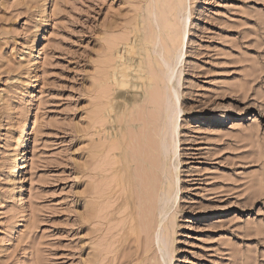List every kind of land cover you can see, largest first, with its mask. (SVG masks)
Returning a JSON list of instances; mask_svg holds the SVG:
<instances>
[{
    "label": "rangeland",
    "instance_id": "obj_1",
    "mask_svg": "<svg viewBox=\"0 0 264 264\" xmlns=\"http://www.w3.org/2000/svg\"><path fill=\"white\" fill-rule=\"evenodd\" d=\"M153 4L0 0V264H264V0H185L171 89Z\"/></svg>",
    "mask_w": 264,
    "mask_h": 264
},
{
    "label": "bare ground",
    "instance_id": "obj_2",
    "mask_svg": "<svg viewBox=\"0 0 264 264\" xmlns=\"http://www.w3.org/2000/svg\"><path fill=\"white\" fill-rule=\"evenodd\" d=\"M184 3H185V0H154V4L151 5V9L149 12L151 17L152 16L153 17L152 18L150 17L149 21H150V24L152 25L151 19H153L155 26L150 25L149 29H146L147 27H145V28L142 27L141 29H139L137 27L138 29H136L134 34H133V40L129 41L128 37L124 38V40H125L124 48L126 49L127 54L130 55L129 59L132 60L131 69L133 70V72H132L133 76L136 78L137 81H139L140 84L147 86V84L151 80H154L155 83L156 82L160 83L162 78H160L158 73H155V69H156V71L161 70L162 72L165 73L166 78H165L164 83L166 84V86H169L170 89H171V87H175L173 84H171V83L169 84V82L171 81L174 70L176 69L177 65L180 62V57L179 56L175 57L174 54L172 53V50H177V49L181 48L182 44H183V37H182L181 31L184 27V21L186 19V17H184L185 16L184 15L185 7L183 6ZM158 12H160V15ZM187 17H188V15H187ZM141 20H143V19H141ZM162 41H164V43ZM156 46H157V48L155 49ZM114 47H115V45H114ZM167 48H168V50H166ZM153 50L157 52V58L155 59V57H153L146 64V62L144 60V58L146 57L145 53L151 57V53ZM158 57L161 59L162 64L159 62ZM152 62H153V67H156V68L153 70V73H151L150 75H146L147 72L145 73V71L149 72V69L151 67ZM117 71H119L121 73L120 82H119V80L118 81L116 80L117 87H118L117 90H119L121 87H125L128 85H131V86L139 85V84H132L129 80H127L128 76H130V75L128 72L124 71V67H121L119 70H118V68L116 69L114 67L112 72H117ZM119 93H122L121 89H120V91L116 92V94H119ZM173 95L177 99V90L174 94L173 93L171 94L172 98H173ZM166 96H167V94H166ZM108 97L109 96L107 95V97H106L107 100H108ZM176 105H177V100L174 101L173 106L170 108V110L166 111V115H165V117L169 119L170 134H171V137L173 138L172 143H171L172 144L171 148H173V147L175 148V146H176V144H175L176 141L174 140V138L176 137L175 134H176V128H177V118H178V113L180 111V109H179V111H176V107H175ZM125 114H126V112H125ZM139 116H140V112H139ZM32 123H33V125L36 124L35 121H33ZM23 132H24V134H26L28 132V129L25 127L23 129ZM145 136H147V134ZM147 141H148V139H147ZM147 144H149V143H147ZM151 145H152V143H151ZM144 157H146V156H144ZM144 188H146V187H144ZM173 192H174V186H172V188H171L170 197H171V194ZM142 197H143V195H142ZM148 199L150 200V196ZM144 204H145V202H144ZM147 204H148V202H147ZM140 206H141V204H140ZM143 211H144L143 216L141 215V218L140 219L138 218L136 221V222H138L139 227L138 226L136 227V222H135L136 233H138V234H140L142 231H145L146 225L148 224V222H150V221H148V218H149L148 217V215H149L148 211H145V209ZM140 212H142V211H139V214H140ZM163 216H165V215H163ZM141 219H142V222H141ZM169 220H170V218H169ZM158 222H161V219ZM141 223L143 225H141ZM159 225H160V223H159ZM148 228H149V224H148ZM131 230H132V228H131ZM163 230H164V233H163L164 240H163L162 246L166 247L167 244L169 243L168 233L170 231V228L168 227V224L163 225Z\"/></svg>",
    "mask_w": 264,
    "mask_h": 264
}]
</instances>
